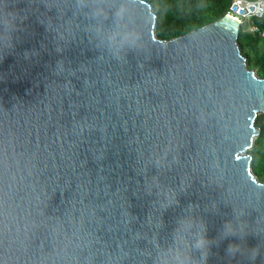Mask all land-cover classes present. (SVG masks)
I'll use <instances>...</instances> for the list:
<instances>
[{
  "label": "water",
  "instance_id": "water-1",
  "mask_svg": "<svg viewBox=\"0 0 264 264\" xmlns=\"http://www.w3.org/2000/svg\"><path fill=\"white\" fill-rule=\"evenodd\" d=\"M155 24L142 0H0V264H264L239 22Z\"/></svg>",
  "mask_w": 264,
  "mask_h": 264
},
{
  "label": "trees",
  "instance_id": "trees-1",
  "mask_svg": "<svg viewBox=\"0 0 264 264\" xmlns=\"http://www.w3.org/2000/svg\"><path fill=\"white\" fill-rule=\"evenodd\" d=\"M150 5L156 17V39L170 41L213 24L223 18L231 0H142ZM252 23L264 32V18ZM237 45L246 59L247 68L258 78L264 79V39L239 31ZM260 134L249 152L252 158L250 169L256 179L264 184V117L255 122Z\"/></svg>",
  "mask_w": 264,
  "mask_h": 264
},
{
  "label": "built area",
  "instance_id": "built-area-1",
  "mask_svg": "<svg viewBox=\"0 0 264 264\" xmlns=\"http://www.w3.org/2000/svg\"><path fill=\"white\" fill-rule=\"evenodd\" d=\"M225 15L239 22V31L264 39V32L252 23L264 18V0H231Z\"/></svg>",
  "mask_w": 264,
  "mask_h": 264
}]
</instances>
